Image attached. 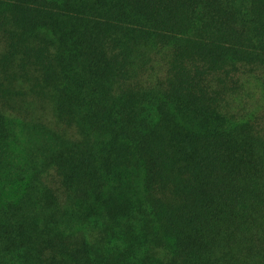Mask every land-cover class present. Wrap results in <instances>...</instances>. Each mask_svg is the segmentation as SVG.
Returning <instances> with one entry per match:
<instances>
[{
    "label": "trees",
    "instance_id": "obj_1",
    "mask_svg": "<svg viewBox=\"0 0 264 264\" xmlns=\"http://www.w3.org/2000/svg\"><path fill=\"white\" fill-rule=\"evenodd\" d=\"M0 264H264V0H0Z\"/></svg>",
    "mask_w": 264,
    "mask_h": 264
}]
</instances>
